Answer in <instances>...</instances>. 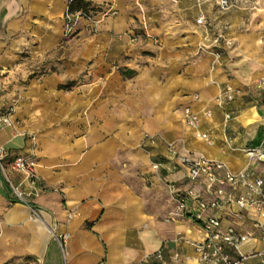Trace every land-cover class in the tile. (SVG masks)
Wrapping results in <instances>:
<instances>
[{
  "label": "crops",
  "instance_id": "crops-1",
  "mask_svg": "<svg viewBox=\"0 0 264 264\" xmlns=\"http://www.w3.org/2000/svg\"><path fill=\"white\" fill-rule=\"evenodd\" d=\"M69 1L0 0L2 56L41 54L64 42ZM198 1H90L102 8L113 3L117 13L96 24L82 20L86 27L80 32L85 35L75 64L83 81L98 84L84 88L87 96H96L80 118L87 133L36 140L14 131L12 122L0 127V146L10 153L7 177L0 171V264H157L151 255L157 250L164 264H181L171 257L175 251L199 264L188 241L203 237L200 224L189 215L173 213L176 202L169 183L210 196L188 178L186 166L169 144L179 154H203L231 171L247 170L253 178H264V159L246 153L247 148L264 153V97L257 86L264 78V2L256 0L253 9L233 6L222 11L217 0ZM200 12L211 22L207 28L195 22ZM219 27L232 44H221V56L215 58L200 51L198 44ZM121 69L133 75L123 77ZM124 78L132 86L133 111L150 114L144 127L161 136V153L175 164L176 170L164 177L171 179L162 187L166 200L151 194L160 185L144 186L143 192L151 194L144 196L140 181L132 184L107 166L110 155L120 149L122 123L115 107L103 103L106 94L111 99L120 95ZM225 83L234 89L231 100L220 96ZM185 107L198 115L196 126L185 122ZM226 111L232 112L228 119ZM106 112L110 114L105 121L99 114ZM137 118L133 123H139ZM108 128L111 136L105 135ZM15 154L36 163L43 188L32 196L31 206L12 193L9 182L17 184L22 178L10 165ZM141 173L160 181L154 172ZM154 200L159 202L155 208ZM209 215L250 235L241 244L243 253L264 250V226L256 225L264 222V209L241 211L235 202L223 203L205 210L203 216ZM262 263L264 255H251L240 264Z\"/></svg>",
  "mask_w": 264,
  "mask_h": 264
},
{
  "label": "rangeland",
  "instance_id": "rangeland-1",
  "mask_svg": "<svg viewBox=\"0 0 264 264\" xmlns=\"http://www.w3.org/2000/svg\"><path fill=\"white\" fill-rule=\"evenodd\" d=\"M259 2L262 3L264 0ZM248 5L238 3L241 8H246ZM87 9L89 18L77 19L68 32L66 29L64 42L56 48L41 54L23 52L11 59L4 58L3 52H0V113L9 114L14 124L12 129L24 133L26 138L34 137L38 140L44 136L46 140L52 141L62 140L65 135L78 138L84 136L89 129L84 128L80 118L86 115L88 104H95L96 96H87L84 88L89 87L91 90L98 84L95 81L81 79V71L78 70L75 59L80 57V40L82 35H85L84 32H80L86 27L81 26L82 20L96 24L106 16L100 12L102 6L98 7L90 3ZM2 31L3 28L0 26V37L3 36ZM121 72L124 73L125 70L121 69ZM72 73L75 76L71 78L69 75ZM132 75L133 73L131 75L125 73L123 77ZM132 91L129 80L124 78L121 93L116 99H111L107 94L105 96L106 102L103 104L109 105L110 109L114 106L115 114L122 123L119 130L120 149L115 151L114 156L110 155L107 166L116 172H122L132 184L133 180L140 181L142 192L145 190L144 186L150 188L153 183L160 185L151 194L154 198L163 197V200H166L162 187L171 179L164 177L168 172L176 170L175 164L161 153L162 148L159 143L161 136L153 134L150 129L144 127V120L149 119L150 114L144 115L133 111L136 102ZM109 114L110 112H106L99 115H102L106 121V116ZM136 116L139 117L137 118L139 123L136 121L133 123ZM95 120H97L96 114ZM104 132L105 135L111 136L112 129L108 128ZM141 158H147V162L139 160ZM141 172H154L159 176L160 181L155 183L154 178H146ZM135 174L138 176H134ZM138 177L139 179H136ZM142 194L151 195L146 192ZM155 200L153 208L159 205ZM171 213L170 211L168 217Z\"/></svg>",
  "mask_w": 264,
  "mask_h": 264
},
{
  "label": "built area",
  "instance_id": "built-area-1",
  "mask_svg": "<svg viewBox=\"0 0 264 264\" xmlns=\"http://www.w3.org/2000/svg\"><path fill=\"white\" fill-rule=\"evenodd\" d=\"M216 3L218 9L222 11L238 6V3L249 4L247 7L251 9L257 7L256 1L250 2L249 0H217ZM100 12L103 16H109L115 15L117 10L114 4L110 3L105 5ZM89 16L82 9L71 11L67 6L64 14V32H66V29L68 32L77 19L89 18ZM195 22L198 26L205 28L211 25L210 20L203 12L198 14ZM223 43L231 45L232 39L226 35L224 28L219 27L216 28L211 38L205 37L200 41L198 49L210 52L215 58H219L222 53L219 46ZM257 86L262 92V97H264V78L257 83ZM233 95L234 89L230 83H225L220 96L226 100H231ZM183 112L185 122L188 125L196 126L198 124V115L191 111L189 107H185ZM205 112L208 114L210 111L206 110ZM231 116V111L225 112L226 119ZM4 124H11V118L9 114L0 113V127ZM168 149L186 166L188 178L195 184L202 186L204 192L210 196V198H204L192 188L180 189L174 183H169L170 192L176 202L173 213L179 216L189 215L200 224L203 237L199 240L188 241L195 250V260L199 264H240L248 256L264 255V250L249 253L242 252L241 244L250 236L248 233L241 232L233 225H222L220 218L217 216H203L205 210L209 208H218L223 203L233 202L241 211L250 209L261 211L264 209V178H253L247 170L231 171L224 162L207 158L203 154H179L172 144L168 145ZM246 153L264 159V153L255 148H247ZM9 156L10 153L0 146V171L6 177L8 165L6 159ZM10 165L22 174V178L17 184L9 182L14 197L18 201L31 206L32 196L39 195L43 188L36 171L35 161L24 155L15 154L10 160ZM239 189H242V191L236 192ZM38 210L41 211L40 208ZM256 225L259 227L264 226V222L257 221ZM151 255L158 259L159 263L157 264H164L161 250H157ZM149 257L150 255H147L145 258L148 259ZM171 257L181 264H192L188 257L179 251L173 252ZM146 264L150 263L146 262Z\"/></svg>",
  "mask_w": 264,
  "mask_h": 264
},
{
  "label": "trees",
  "instance_id": "trees-1",
  "mask_svg": "<svg viewBox=\"0 0 264 264\" xmlns=\"http://www.w3.org/2000/svg\"><path fill=\"white\" fill-rule=\"evenodd\" d=\"M90 1L91 0H71L70 2H69V9L71 10V11H75V10H79V9H82V10H84V11H87L88 9V7H89V5H90ZM132 74L133 73V71L132 70H126L125 72H124V74Z\"/></svg>",
  "mask_w": 264,
  "mask_h": 264
}]
</instances>
